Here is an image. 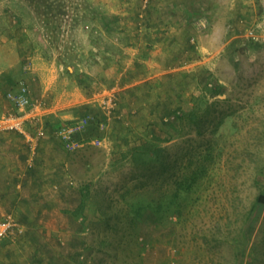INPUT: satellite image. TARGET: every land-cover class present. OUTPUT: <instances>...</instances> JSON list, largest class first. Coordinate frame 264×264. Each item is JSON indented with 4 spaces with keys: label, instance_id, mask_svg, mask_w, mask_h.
Wrapping results in <instances>:
<instances>
[{
    "label": "crops",
    "instance_id": "0c3cea01",
    "mask_svg": "<svg viewBox=\"0 0 264 264\" xmlns=\"http://www.w3.org/2000/svg\"><path fill=\"white\" fill-rule=\"evenodd\" d=\"M105 8L99 6L103 19L95 22L103 36L100 49L86 50L95 43L89 34L83 39V57L91 59L79 70L95 82L92 90L77 77L69 79L59 61H46L19 19L0 31V110L15 111L7 94L18 93L22 81L45 107L40 119L25 122L23 133L0 131V220L25 228L24 234L0 241V264H54L55 256L75 264L63 255L83 247L74 233L84 236L90 230L88 190L98 179L83 173L85 166L91 168L88 160H74L86 145L68 152L55 134L56 123L90 115L80 138L102 139L100 149L109 155L102 165L110 168L113 158L122 160L137 145L153 113V120L164 124L177 118L173 108L184 94L180 80L193 77L196 86L203 84L208 76H219L239 44L264 46V0H118L109 12ZM24 63H31L29 71ZM168 79L173 84L167 85ZM108 93L118 99L111 116L97 103ZM152 99L160 105L153 107ZM41 127L47 135L33 141L30 136ZM60 235L62 248L52 241Z\"/></svg>",
    "mask_w": 264,
    "mask_h": 264
},
{
    "label": "rangeland",
    "instance_id": "374dc122",
    "mask_svg": "<svg viewBox=\"0 0 264 264\" xmlns=\"http://www.w3.org/2000/svg\"><path fill=\"white\" fill-rule=\"evenodd\" d=\"M84 1L85 11L89 3L97 13L99 6L105 4L107 13L118 2ZM83 9L73 14L82 19L78 31L70 33L69 23L62 22L64 35L58 40L29 3L0 0V31L20 18L46 61L76 62L83 69L91 59L83 57L84 37L89 34L95 43L86 50H99L103 41L98 15L93 19L92 9ZM239 45L217 78L210 75L197 86L193 77L180 80L184 94L173 108L179 117L164 124L153 120V113L122 160L113 158L106 168L102 164L109 155L92 144L76 154L74 160L91 165L83 169L85 176L98 182L88 190L94 215L90 230L84 236L74 233L83 247L62 254L65 259L68 255L75 264H264V204L258 201L264 195V46ZM152 100L153 107L160 105ZM145 145L146 150L154 145L159 154L138 168L131 153ZM61 237L52 241L62 248ZM55 257L54 264L66 263Z\"/></svg>",
    "mask_w": 264,
    "mask_h": 264
},
{
    "label": "built area",
    "instance_id": "2783aa9c",
    "mask_svg": "<svg viewBox=\"0 0 264 264\" xmlns=\"http://www.w3.org/2000/svg\"><path fill=\"white\" fill-rule=\"evenodd\" d=\"M30 69L31 63H27L24 66V70L29 71ZM7 97L12 103H15L17 111L0 110V131H16L23 133L25 122H36L40 119L38 112L45 108L44 104L39 101H34L31 98L30 87L25 82H21L20 91L18 93L9 92ZM97 103L103 111L111 116L118 106V99L114 93H108L104 97L100 94ZM90 121V115L81 116L66 123L59 130L55 131L56 136L63 141L65 149L68 152H75L86 144H92L93 146L102 145L101 139L86 141L80 138L81 134L86 131ZM102 126L104 125L102 124ZM45 136L46 130L41 127L35 135H31L30 137L34 141L35 139ZM14 233L17 235L24 234V226L18 224L15 220H0V241Z\"/></svg>",
    "mask_w": 264,
    "mask_h": 264
},
{
    "label": "trees",
    "instance_id": "16d2710c",
    "mask_svg": "<svg viewBox=\"0 0 264 264\" xmlns=\"http://www.w3.org/2000/svg\"><path fill=\"white\" fill-rule=\"evenodd\" d=\"M23 1H26L34 8L35 10L34 12H36L38 17L41 19L46 30L49 32V34L52 35L53 38H57L58 40H60L59 38L60 35H64V33L62 34L63 31L62 22L69 23L68 26L70 33L72 31H75L82 22V19H80L79 16L74 18L73 14L77 15V13L74 12V10H78L79 8L83 9V5L85 4L84 0H23ZM90 9H92L91 12L94 14V15L90 14L93 19H96L95 15H98L97 16L98 19H103V15L101 13H97L96 9H94L93 6L91 7L89 3H87V9H86L87 13L90 11ZM18 19H19L18 20L19 23H21V19L20 18ZM70 25H71V29H70ZM62 64L65 66L64 73L69 79L75 81L77 77L78 78L77 80H80L81 84H83L85 87L89 88L90 90H92V88L94 89L93 83L95 82L93 81L91 76L86 75L84 72H81V70H79L80 68H78L76 62L75 63L71 62L67 64L62 62ZM25 65L26 63H24V66ZM69 66H71L74 70L70 71L68 68ZM12 105L15 107L14 110L16 111L17 107L15 106V103H13ZM176 117L178 118L179 115L176 114ZM66 123L68 122L61 124L56 123L55 131L59 130ZM90 124L91 121L88 127L90 126ZM46 135H47V131H46ZM145 147L146 145L141 147H136L131 153V160L134 163V165L138 168L141 166L148 165L150 162L154 161V159L159 154V150H157L154 145H151L150 148H147L148 150H146ZM164 164L165 165H163V167L166 166V162ZM258 201L264 204V195H260L258 197ZM103 213L106 215L105 211ZM106 219L108 220V217H106Z\"/></svg>",
    "mask_w": 264,
    "mask_h": 264
}]
</instances>
